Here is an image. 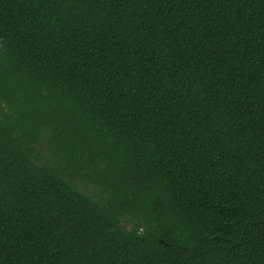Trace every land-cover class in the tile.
I'll use <instances>...</instances> for the list:
<instances>
[{
	"label": "trees",
	"instance_id": "16d2710c",
	"mask_svg": "<svg viewBox=\"0 0 264 264\" xmlns=\"http://www.w3.org/2000/svg\"><path fill=\"white\" fill-rule=\"evenodd\" d=\"M0 264H264V0H0Z\"/></svg>",
	"mask_w": 264,
	"mask_h": 264
}]
</instances>
